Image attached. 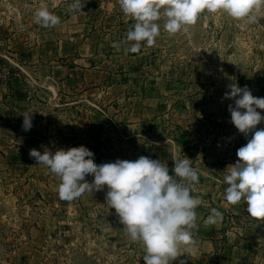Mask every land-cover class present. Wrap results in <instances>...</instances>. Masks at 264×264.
<instances>
[{
  "label": "crops",
  "instance_id": "0c3cea01",
  "mask_svg": "<svg viewBox=\"0 0 264 264\" xmlns=\"http://www.w3.org/2000/svg\"><path fill=\"white\" fill-rule=\"evenodd\" d=\"M98 12L89 9L75 16L57 14L61 23L54 27L41 25L34 45L23 48V71L9 78L0 102L4 160L21 177L23 169L29 170L35 180L33 189L61 219H81L92 194L74 202L61 201L60 178L47 166L39 165L29 151L35 148L43 154L42 146L52 151L85 148L97 163L103 140L100 131L114 127H128L133 133L138 128L148 130L154 137L150 150L168 165L170 175H174L173 159L185 155L199 169V183L192 193L201 198L196 209L198 247L191 256L201 264H262L247 259L251 249L241 247L243 237H229L257 235L258 223L250 217L246 203L232 205L225 199V170L239 157H222L211 151L209 139L214 122L205 119L208 115L198 99L181 100L191 91V73L185 69L158 73L153 63L142 65L136 60L125 64L121 49L113 50L114 43L107 38L105 21ZM126 99L133 102L127 113L122 109ZM44 101L59 111L76 108L82 123L73 125L71 121L67 129L61 122L48 123L43 116ZM25 111L33 114L29 131L22 128ZM93 179L90 176L86 182ZM214 207L223 218L207 224L205 220ZM224 235L227 242L221 245ZM24 256L15 264H29Z\"/></svg>",
  "mask_w": 264,
  "mask_h": 264
},
{
  "label": "rangeland",
  "instance_id": "374dc122",
  "mask_svg": "<svg viewBox=\"0 0 264 264\" xmlns=\"http://www.w3.org/2000/svg\"><path fill=\"white\" fill-rule=\"evenodd\" d=\"M71 2L0 0V102L9 78L23 71V48L37 41L41 27L34 20L37 8L48 7L62 16H75L89 9L99 11L112 43H120L135 23L122 13L119 0H86L82 11L70 10ZM257 16V22L248 23L227 13L205 12L196 24L175 34L163 29L161 19V34L154 46H142L139 52L126 53L127 45L120 43L119 53L124 55L125 64L136 60L142 61V65L153 63L158 73L176 69L191 73V91L180 98L184 102L199 100L208 115L205 119L214 122L209 148L222 157L238 159L237 149L252 135L245 137L231 122L228 106L234 101L224 96L229 91L227 86L235 80L241 87L247 85L254 96L264 97V10ZM131 108L133 102L126 99L123 112ZM42 109L50 124L61 122L67 129L71 121L73 125L82 123L76 108L59 111L44 101ZM257 110L264 115V109ZM257 127L264 128V121ZM100 132L103 140L98 164L116 159L135 160L141 155L160 160L159 154L150 150L154 137L148 130L138 128L133 133L128 127L121 130L114 127ZM4 146L0 139V264H15L20 258L23 260V255L29 264H145L143 244L130 240L115 209L105 204L107 185L90 196V204L85 203L86 213L81 219H61L33 189L35 180L29 170L23 169L21 177L4 160ZM253 219L259 225L257 235L229 237H243L241 247L251 249L247 259L264 264V219ZM226 240L224 235L221 245ZM181 260L185 264H201L197 257L187 254H181L172 264H180Z\"/></svg>",
  "mask_w": 264,
  "mask_h": 264
},
{
  "label": "clouds",
  "instance_id": "9594fccd",
  "mask_svg": "<svg viewBox=\"0 0 264 264\" xmlns=\"http://www.w3.org/2000/svg\"><path fill=\"white\" fill-rule=\"evenodd\" d=\"M86 0H72L70 10L82 11ZM122 13L134 19L120 42L124 51L136 53L142 46L151 47L161 34L159 21L169 34L185 30L207 13H227L248 23L258 21L257 13L264 10V0H119ZM34 20L44 27H54L61 18L48 7L37 8ZM120 43L113 50H120ZM224 96L233 100L228 106L231 122L241 134L251 138L237 149L239 159L229 165L224 181L225 199L232 205L243 202L250 217L264 219V128L257 126L264 115V97L254 96L251 89L233 80ZM22 128L33 127V114L25 111ZM43 154L33 148L29 155L38 164L47 166L60 178L58 195L61 201L74 202L100 191L107 185L106 203L115 209L124 232L131 241L141 242L145 249V264H172L181 254L197 251L195 230L198 229L197 207L201 198L192 193L199 183V169L185 155L173 159L174 175L166 163L141 155L135 160L116 159L97 164L94 155L85 148L52 151L46 146ZM94 177L89 183L88 177ZM223 218L217 208H211L205 223L214 224ZM180 264H185L183 260Z\"/></svg>",
  "mask_w": 264,
  "mask_h": 264
},
{
  "label": "built area",
  "instance_id": "2783aa9c",
  "mask_svg": "<svg viewBox=\"0 0 264 264\" xmlns=\"http://www.w3.org/2000/svg\"><path fill=\"white\" fill-rule=\"evenodd\" d=\"M29 95H31V93L29 92Z\"/></svg>",
  "mask_w": 264,
  "mask_h": 264
}]
</instances>
